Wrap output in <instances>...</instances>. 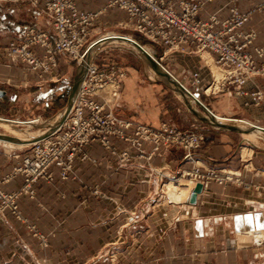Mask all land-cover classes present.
<instances>
[{
	"label": "crops",
	"instance_id": "1",
	"mask_svg": "<svg viewBox=\"0 0 264 264\" xmlns=\"http://www.w3.org/2000/svg\"><path fill=\"white\" fill-rule=\"evenodd\" d=\"M260 1L237 0L236 4L244 12ZM76 3L79 9L91 11L106 7L108 0ZM230 3L207 2L199 17L207 19L211 13L225 17ZM106 11L102 16L105 24L127 18L126 11L117 6ZM31 26L53 32L43 1L33 7L29 2L0 0V115L24 118L30 113L46 118L44 127L52 126L51 118L73 99L84 68L75 66L67 53H59L52 70L42 75L12 63L6 55L8 44ZM242 29L257 31L249 51L264 47V12L254 11ZM123 30L146 46L139 48L123 36L140 51L135 61L125 62L120 49L101 50L95 57L101 67L115 65L126 73L113 111L134 123L159 126L165 122L184 131L202 132L205 139L195 150L196 158L207 166L241 174L254 186L211 182L198 193L195 203L158 204L164 178L153 167L166 166L168 175L177 176L193 166L183 158L180 146L162 145L157 154L145 159L135 155L136 149L128 141L113 135L118 152L128 150L132 155L122 163L118 154L92 141L85 146L88 158L76 156V179H61L59 168L52 165L54 180L40 178L34 183V198L19 197L24 217L47 235L46 247L11 212L0 218V264H109L108 243L120 248L117 264H264V99L256 105L251 94L256 89L264 92V78L247 81V94H206L204 89L213 76L199 53L173 50L160 59L165 49L162 43L130 28ZM145 47L151 49L152 60ZM32 50L43 55L39 46ZM155 59L179 82L160 74ZM259 61L264 62V54ZM171 81L182 84L184 91ZM96 99L102 101L100 96ZM5 117H0V126L15 129L16 123ZM262 130L256 140L246 136ZM0 141L10 147L22 146L1 137ZM242 147L251 149L249 155L244 157ZM144 148L150 150L152 145L144 143ZM17 160L14 152L0 150V175L11 171ZM250 165L253 169L247 170ZM23 182L18 174L3 187L16 190ZM88 185H98L99 194Z\"/></svg>",
	"mask_w": 264,
	"mask_h": 264
},
{
	"label": "built area",
	"instance_id": "2",
	"mask_svg": "<svg viewBox=\"0 0 264 264\" xmlns=\"http://www.w3.org/2000/svg\"><path fill=\"white\" fill-rule=\"evenodd\" d=\"M14 1L29 2L33 7H39L43 1L53 32L35 26L27 28L7 46L6 55L11 62H20L42 75L43 72L52 70L59 53H67L83 66L84 76L73 99L57 116V121L52 126L44 127L38 138L29 145L17 149L14 156L18 160L13 169L0 175L1 219L7 212H11L17 219L26 222L33 234L40 239L41 245L46 247L47 235L24 217L19 197L26 194L34 198V183L40 178L54 180L52 165L59 168L61 179L75 177L76 156L81 154L83 159L88 158L85 146L92 141H98L111 153L118 154L122 163L129 161L131 153L128 150L118 152L111 140L113 135L135 147V155L139 158H152L162 145H178L184 150L183 158L193 163L190 169L182 170L177 176H170L165 171L166 166L153 167V171L164 178L161 183L162 191L170 180L185 177L193 182L190 194L198 182L202 183L203 189H207L211 182L223 184L235 177L239 180V174L207 166L196 158L195 150L205 139L202 132L184 131L165 122L159 126L134 123L118 116L113 107L120 97L121 78L126 73L115 65L101 67L95 61V51L89 58L87 56L91 49L107 42L104 38L107 33L93 39L94 27L107 7L117 6L127 13V18L118 23L120 26L130 28L165 46L160 59L173 50H182L195 51L207 62L203 54L208 51L214 63L222 69L223 75L218 81L212 75L211 83L204 89L206 94L218 91L247 94L248 91L244 89L247 81L255 77L264 78V62L259 61L264 54V47H255L254 52L249 51L248 48L257 37V31H245L242 27L254 11L264 12V0L244 12L239 10L237 0H231L227 16L220 17L217 13H211L207 19L200 18L199 13L205 3L213 0H108L106 7L91 11L79 9L76 0ZM33 46L42 48L41 57L32 50ZM251 94L256 97V105L264 99L261 89H256ZM96 96H100L102 101L96 99ZM13 120L17 124H34L40 122L41 118L36 116ZM144 143L151 144L152 148L146 150ZM18 174L24 177L23 184L16 190L4 189V184ZM98 187L95 186L96 193ZM162 197L160 195L157 198L158 204L162 203ZM114 260V255H111V261Z\"/></svg>",
	"mask_w": 264,
	"mask_h": 264
},
{
	"label": "rangeland",
	"instance_id": "3",
	"mask_svg": "<svg viewBox=\"0 0 264 264\" xmlns=\"http://www.w3.org/2000/svg\"><path fill=\"white\" fill-rule=\"evenodd\" d=\"M107 11H105L103 14H102V16L106 13ZM102 16H101V18H100V21L96 24V26L94 27V31H93V35H92V37H93V39H95L96 37H98V36H100V35H103V34H106V33H108V32H114V33H108V36H106V37H104V38H107V37H109V36H117V37H123V36H127L128 37V39H132V40H134V38L136 39V40H138L139 42H141L140 41V39H138V38H136V37H134V38H132V37H130L129 35H123V34H130V35H132V33H124V30H123V27L122 26H120L118 23L119 22H121L122 20H119V21H117L116 23H114V24H105L104 22H103V20H102ZM135 36H137V35H135ZM136 40H134V41H136ZM125 44V45H124ZM122 43V42H116V41H112V40H109V41H107L106 43H104V44H102L101 46H99L98 47V49L96 48V50H95V52H96V54H95V57H98L99 56V54H101L102 52H101V50H103V52H104V50L106 51V50H112V51H114L115 49H117V50H119L120 49V54H121V57L124 59V61L125 62H129V61H135L138 57H139V50L138 49H136L135 48V46H134V44H126V43ZM141 45V47H143V46H146V45H143V44H140ZM101 52V53H100ZM152 60V59H151ZM75 61V63H73L75 66H77V67H83V66H81V65H79L78 63H77V61L76 60H74ZM154 61H157L158 62V59H155ZM16 64H18V65H22V66H24V64H22V63H20V62H18V63H16ZM15 64V65H16ZM209 67H211L210 65H209ZM212 71V70H211ZM212 75H213V73H212ZM67 106V105H66ZM66 106H64L59 112H57L56 114H55V116L54 117H52L51 119H53V122H55V120L54 119H56V117L60 114V112L66 107ZM3 116V115H2ZM26 116H29V117H24V118H20V117H10V118H12V119H15V118H17V119H31V118H33V117H31L30 116V113H28V114H26ZM37 116V115H36ZM40 117V116H39ZM41 118V117H40ZM44 119H46V118H41V121L40 122H38V123H34V124H31V123H29V125H27V124H15V126H16V128L17 129H24V128H26V130H25V133H30V134H40V132H41V130L44 128ZM51 119H47V120H45V121H50ZM250 124H252V125H255L254 123H250ZM255 126H257V125H255ZM15 128V129H16ZM12 131V132H11ZM11 131H9V130H7V128H5L4 126H0V137L1 138H4L5 140H8L9 142H11V143H17V144H19V145H22V146H26V145H28V144H30V143H25V141H21V140H17V138L14 136V134H13V130H11ZM262 132H263V130L261 131V132H259V131H257V132H255L256 134H260V135H262ZM19 141H21V142H19ZM17 149H20V148H17V147H10V146H8L7 145V143H5V142H3V141H0V150H2V151H6V152H8V151H11V152H16L17 151ZM10 152V153H11ZM14 167V166H13ZM13 169V168H12ZM246 169L247 170H251V169H253V166L252 165H250V166H246ZM10 172V171H9ZM74 172H75V177H70V179H76L77 178V173H76V171L74 170ZM239 180H237L236 179V177L233 179V180H228V181H226L225 183H223V184H221V185H224V184H226L227 182H230V183H234V184H236V185H240V186H242V187H247V188H250L251 186H254V185H252L250 182H247V181H245L243 178H242V175L241 174H239ZM69 179V178H68ZM184 182V181H183ZM184 183H186V182H184ZM170 183H168V185H169ZM167 185V186H168ZM174 185H175V183L173 184V187H167V189H166V187L165 188H163V191H162V189H161V195H163V197H162V203H168V202H174V201H176V202H181L180 200H181V196H178V195H176V191L177 190H179V191H185L186 189H185V186L184 185H186V184H182V183H179V184H176L175 185V187H174ZM182 186H184V188L182 187ZM88 187V189L89 190H92L94 193H96L95 192V186L93 187L92 185H88L87 186ZM178 187V188H177ZM99 192H100V188L98 187V193H96V194H99ZM169 194L171 195V198H177L178 200H175V199H171L170 197H169ZM26 223V222H25ZM28 225V224H27ZM46 235V234H45ZM106 251H108V252H106V254H107V256H108V258H109V260H110V262H109V264H117L118 263V261H119V252H120V248L119 247H117V246H114V245H111L110 243H108L107 244V246H106ZM111 255H114V257H115V260L114 261H111Z\"/></svg>",
	"mask_w": 264,
	"mask_h": 264
},
{
	"label": "bare ground",
	"instance_id": "4",
	"mask_svg": "<svg viewBox=\"0 0 264 264\" xmlns=\"http://www.w3.org/2000/svg\"><path fill=\"white\" fill-rule=\"evenodd\" d=\"M108 33H114V32H108ZM108 33L105 35V36H108ZM124 35V34H123ZM129 36L130 37H132V38H134L133 36H131L130 34H129ZM109 40H112V41H116V42H122L123 44L124 43H126V44H129L130 45V41L127 39V38H125V37H117V36H109V37H107L106 38V40L105 41H109ZM134 40H136L135 38H134ZM139 44H141L138 40H136ZM125 45V44H124ZM96 48L97 47H94L93 49H91L89 52H88V56H87V58H89V56L90 55H92L93 53L92 52H94L95 50H96ZM98 49V48H97ZM144 49V51H145V53H146V55L148 56V58L149 59H152V53H151V49L149 48V47H145V48H143ZM150 49V50H149ZM147 51H150V53L149 52H147ZM92 53V54H91ZM205 57H206V59H207V63L211 66V70H212V72H213V75L215 76V79L218 81L220 78H221V76L223 75V71H222V69L220 68V67H218L215 63H214V61H213V57H212V55L208 52V51H205L204 52V54H203ZM159 63V62H158ZM160 64V63H159ZM160 66L162 67V64H160ZM171 83L172 84H174V85H176L173 81H171ZM218 84V83H217ZM0 117H5V116H2V115H0ZM59 117V116H58ZM58 117L55 119V121H57V119H58ZM5 118H7V119H9V120H11V121H14L13 119H11V118H8V117H5ZM15 122V121H14ZM16 123V122H15ZM17 124V123H16ZM32 124V123H31ZM18 125V124H17ZM27 125H29V124H27ZM5 127H7V130H9V131H11V130H13V134H14V136L17 138V140H23V141H25V143H31L34 139H36V138H38V135L39 134H30V133H25V130H26V128H24V129H19V130H15L14 129V127H12V126H5ZM12 132V131H11ZM260 134H256V133H254V132H248V133H246V136L247 137H249L250 139H252V140H256L257 139V137L259 136ZM21 141H19V142H21ZM29 145V144H28ZM22 147H24V146H21V147H17V148H22ZM243 148V147H242ZM242 152H243V155H244V157L245 156H247V155H249V153L251 152V149L250 148H248V147H244L243 148V150H242ZM186 182V183H184V182ZM168 183H170L169 185H168ZM175 183V185L176 184H179V183H182V184H186V185H184L185 186V191H179V190H177L176 192V195H178V196H181L182 198H181V200L180 201H186L187 200V198H189V196H190V189H191V187H193V182L190 180V179H188V178H181V179H178V180H170L169 182H167L166 183V189H167V187H173V184ZM168 185V186H167ZM175 185H174V187H175ZM177 186V185H176ZM184 186H182L183 188H184ZM178 188V187H177ZM169 197L171 198V195L169 194ZM171 199H175V200H178L177 198H171ZM245 236H246V234H245Z\"/></svg>",
	"mask_w": 264,
	"mask_h": 264
},
{
	"label": "water",
	"instance_id": "5",
	"mask_svg": "<svg viewBox=\"0 0 264 264\" xmlns=\"http://www.w3.org/2000/svg\"><path fill=\"white\" fill-rule=\"evenodd\" d=\"M130 41H132L134 44H136L139 48H141V45L137 42V41H134L132 39H129ZM160 74H162L163 76L167 77V78H170V79H174L176 80L177 82H179L176 77L173 75L172 72H170L168 69H166L165 67H161V70H159ZM83 76H84V73L79 77V79L77 80L76 82V87L79 86L80 82L82 81L83 79ZM180 84V83H179ZM181 87L179 85L176 84V86L181 90V91H184V87H182L183 85L180 84ZM264 130V129H263ZM203 190V186H202V183L198 182L196 184V186L194 187V189L192 190L191 194H190V197H189V201L191 203H195L196 200H197V195L198 193H200L201 191Z\"/></svg>",
	"mask_w": 264,
	"mask_h": 264
}]
</instances>
